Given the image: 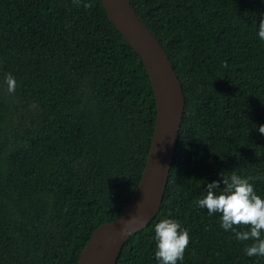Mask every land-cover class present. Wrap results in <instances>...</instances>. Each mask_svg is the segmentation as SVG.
Here are the masks:
<instances>
[{
    "label": "trees",
    "instance_id": "trees-1",
    "mask_svg": "<svg viewBox=\"0 0 264 264\" xmlns=\"http://www.w3.org/2000/svg\"><path fill=\"white\" fill-rule=\"evenodd\" d=\"M130 1L186 108L160 211L117 264H157L163 219L189 233L178 264H264L195 203L222 174L264 199V0ZM157 117L149 72L100 0H0V264H79L138 191Z\"/></svg>",
    "mask_w": 264,
    "mask_h": 264
},
{
    "label": "water",
    "instance_id": "water-1",
    "mask_svg": "<svg viewBox=\"0 0 264 264\" xmlns=\"http://www.w3.org/2000/svg\"><path fill=\"white\" fill-rule=\"evenodd\" d=\"M100 1L110 20L143 60L154 87L158 117L138 191L118 220L95 232L79 264H117L131 236L143 231L157 216L168 186L186 108L184 88L174 65L131 1ZM122 230L129 235L121 238Z\"/></svg>",
    "mask_w": 264,
    "mask_h": 264
},
{
    "label": "clouds",
    "instance_id": "clouds-1",
    "mask_svg": "<svg viewBox=\"0 0 264 264\" xmlns=\"http://www.w3.org/2000/svg\"><path fill=\"white\" fill-rule=\"evenodd\" d=\"M90 5H85L89 7ZM258 37L264 41V18L260 20ZM225 68L228 66L225 62ZM10 94L15 92L16 80L8 74L5 79ZM258 132L264 135V125ZM251 177L242 178L236 174L226 177L222 174L224 187L219 182L206 186V195L198 198L195 203L201 209H207L208 215L220 214V226L224 231H233L235 238L241 242L252 241L243 249L245 255L264 258V199L258 196L250 181ZM247 226V231H236V227ZM129 235L121 231V238ZM154 256L157 264H178L190 242L186 229H181L179 222L173 219H163L155 225Z\"/></svg>",
    "mask_w": 264,
    "mask_h": 264
}]
</instances>
